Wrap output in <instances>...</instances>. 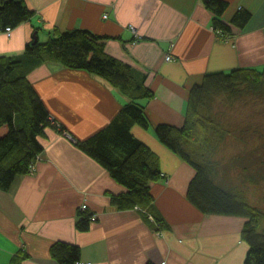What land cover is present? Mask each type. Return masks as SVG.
I'll list each match as a JSON object with an SVG mask.
<instances>
[{
	"label": "crops",
	"instance_id": "1",
	"mask_svg": "<svg viewBox=\"0 0 264 264\" xmlns=\"http://www.w3.org/2000/svg\"><path fill=\"white\" fill-rule=\"evenodd\" d=\"M221 1L228 7L218 19L232 36L214 29L206 0H25L33 16L10 36L0 32V59H23L30 42H47L54 29L104 37L105 53L153 94L136 101L150 127L131 133L158 156L166 179L150 184L161 225L144 207L112 206L111 195L126 189L76 142L106 128L130 92L50 60L22 71L58 126L45 131L34 169L0 190V264H59V244L77 247V262L89 264H243L240 220L201 214L187 201L194 171L153 130L184 123L188 91L205 75L264 67V0ZM239 11L249 14L242 29L230 23Z\"/></svg>",
	"mask_w": 264,
	"mask_h": 264
},
{
	"label": "trees",
	"instance_id": "2",
	"mask_svg": "<svg viewBox=\"0 0 264 264\" xmlns=\"http://www.w3.org/2000/svg\"><path fill=\"white\" fill-rule=\"evenodd\" d=\"M206 6L214 15V29L223 36H232L231 28L218 19L226 11L227 3L206 0ZM32 16L25 0H0V30L16 28ZM248 19V13L239 11L230 23L242 29ZM104 40L87 30L54 29L47 42H30L23 59H0V129L6 128V133L0 136V190H8L16 177L30 173V167L43 151L45 131L53 128L48 111L22 71L46 60L55 61L130 92L132 101L124 105L117 117L92 137L76 142V146L126 189L125 194L111 195L112 206L119 210L144 207L161 225L150 205V184L166 177L160 170L158 156L131 133L133 126L150 127L144 107L136 101L151 99L153 94L141 85H134L129 68L105 53ZM250 96L264 97V67L205 75L188 91L184 123L180 127L156 124L153 130L158 141L194 171L187 201L201 214L240 220V237L247 245L243 264H264V195L259 204H253L242 189L244 186L260 189L264 185V172L260 171L264 161L259 158L264 144H256L251 152L260 161L241 167L231 180L222 152L232 140L249 149L245 138L236 135L248 130L226 126L214 112L220 99L231 105ZM86 227L87 221L82 220L79 228ZM52 256L59 264H75L79 249L59 244L52 249Z\"/></svg>",
	"mask_w": 264,
	"mask_h": 264
},
{
	"label": "rangeland",
	"instance_id": "3",
	"mask_svg": "<svg viewBox=\"0 0 264 264\" xmlns=\"http://www.w3.org/2000/svg\"><path fill=\"white\" fill-rule=\"evenodd\" d=\"M42 41L41 36L40 42ZM214 112L225 125L228 124L226 126H231L238 131L244 129L248 130L242 131L244 135L242 133H236V135L245 138V141H247V148H251V150L244 148L243 143L236 145L232 140V143H228L222 152V158L227 162L226 168L230 172L229 176H232L230 179L233 180V177L236 175L235 173L240 170L241 167L251 165L254 160L255 165L257 161H260L256 158V154L251 152L255 151L256 144L260 142L264 144V97L255 98L250 96L244 100L233 102L231 105L223 103V99H220V102L215 104ZM51 122L52 127L58 126L55 122ZM262 147V150L259 152L261 154L259 158H262L264 161V147ZM239 157L240 160H236ZM35 162L30 167V171L34 169ZM260 171L264 172V165ZM242 189L251 203L259 204L261 202L259 199L264 195V185L260 189L254 186H244Z\"/></svg>",
	"mask_w": 264,
	"mask_h": 264
},
{
	"label": "built area",
	"instance_id": "4",
	"mask_svg": "<svg viewBox=\"0 0 264 264\" xmlns=\"http://www.w3.org/2000/svg\"><path fill=\"white\" fill-rule=\"evenodd\" d=\"M107 16H104V18H106ZM0 32H2L3 34H5L6 36H10V34H11V29L10 28H7V29H5V30H0ZM166 60L167 61H169L170 60V56H167L166 57ZM86 208V206H82V209H85ZM150 219H151V217H150ZM76 264H89V263H84V262H77Z\"/></svg>",
	"mask_w": 264,
	"mask_h": 264
},
{
	"label": "water",
	"instance_id": "5",
	"mask_svg": "<svg viewBox=\"0 0 264 264\" xmlns=\"http://www.w3.org/2000/svg\"><path fill=\"white\" fill-rule=\"evenodd\" d=\"M35 42H36V39H35Z\"/></svg>",
	"mask_w": 264,
	"mask_h": 264
}]
</instances>
